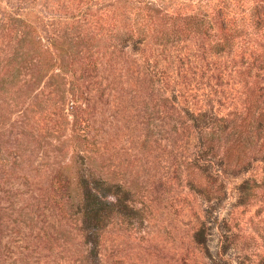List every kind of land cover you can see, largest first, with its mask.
<instances>
[{
	"label": "rangeland",
	"instance_id": "rangeland-1",
	"mask_svg": "<svg viewBox=\"0 0 264 264\" xmlns=\"http://www.w3.org/2000/svg\"><path fill=\"white\" fill-rule=\"evenodd\" d=\"M129 1L0 0V75L10 37L21 35L3 27L9 16L29 20L41 51L54 54L47 71L34 67L9 89L0 84V264H264V125L245 132L252 144L245 134L236 141L231 128L215 138L210 131L224 118L241 123L263 72L236 53H212L217 25L207 36L181 33L171 49L157 34L123 44L121 7L133 19L148 2H207ZM81 39L86 45L74 49L85 65L62 70L53 42ZM83 164L121 186L134 210L107 221L97 256L72 206L82 191L68 177L78 178Z\"/></svg>",
	"mask_w": 264,
	"mask_h": 264
},
{
	"label": "trees",
	"instance_id": "trees-1",
	"mask_svg": "<svg viewBox=\"0 0 264 264\" xmlns=\"http://www.w3.org/2000/svg\"><path fill=\"white\" fill-rule=\"evenodd\" d=\"M118 1L125 5L130 3L129 0ZM138 10L135 18L131 19L127 17L130 9L121 7L125 21L118 28V38L123 44L142 45L149 36L157 34V38L162 35L160 41H166L163 46L170 45L171 49L175 43L181 41L179 39L181 33L192 32L195 36H207L206 31L212 30L213 25H217L219 33L214 35L210 43L212 53L217 57L236 53L243 66L256 68L264 74V0H207L204 4L199 2L198 5L173 8L165 6L162 2H148L144 8ZM3 27L9 31H19L21 35L10 37L14 48L3 74L0 75L2 89L12 87L22 73L31 71L34 67L47 71L48 67L53 66V58L50 60V57L54 54H49L48 50L41 51L43 49L41 43L34 41V35L39 31L30 24L29 20L22 15L9 16L3 21ZM60 38L63 40L62 37ZM63 42L61 45L58 41L51 44L58 51L55 55L56 61L59 62L58 66L66 71L83 63L82 51H76L74 46H85L87 41L81 39L75 45L69 42L66 47ZM165 51L169 49L165 48ZM34 55H37L36 62L33 59ZM175 58L180 64L186 65V57L179 55ZM187 64L192 69L198 66L196 60L188 59ZM52 79L54 82V76ZM263 99L264 87L259 85L250 87L247 96V114L241 119V123L234 124L235 121L229 118L218 120L219 123L211 127L212 137H219L231 128L236 141H240L245 134L248 143L252 144L248 136L251 133L245 132H252L255 124H257L256 129L264 125L262 119L264 115H256ZM203 117H206V113L198 115L199 119ZM76 121L82 132L87 133L86 122L79 116ZM224 121L227 123L220 124ZM78 174L75 180L67 176L70 183H74L75 187L82 191L76 196L77 200L72 205L75 208L74 216L80 219L86 243L91 246V253L97 256L101 231L107 221L113 216L132 217L134 210L128 204L130 200L128 193L121 186L110 185L91 173L87 174L84 164ZM200 236L199 242L203 243L204 237L201 234Z\"/></svg>",
	"mask_w": 264,
	"mask_h": 264
}]
</instances>
